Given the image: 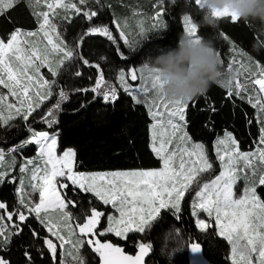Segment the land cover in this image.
Instances as JSON below:
<instances>
[{"label": "snow or ice", "instance_id": "6c2138e0", "mask_svg": "<svg viewBox=\"0 0 264 264\" xmlns=\"http://www.w3.org/2000/svg\"><path fill=\"white\" fill-rule=\"evenodd\" d=\"M171 2L175 3V0ZM192 2L199 9L203 7L201 0ZM17 3L18 0H0V15L14 10ZM165 3L166 0H160L157 5L154 27H163L160 18L166 12ZM41 5L43 7L37 11ZM28 6L35 17L36 30L15 28L7 40L0 38V88L6 90L0 94V128L10 129L20 124L25 133L24 138L14 141L12 146L0 148V185H18L11 204L0 202V264H12L7 258L9 247L23 235L25 228L29 229L32 240L41 245L37 254L41 258L47 256L49 264H88L82 255L85 250L98 255L97 264H146V258L153 252V243H135L136 254L127 255L122 247L99 237L114 234L127 241L130 234L145 233L161 221L165 210L173 213V220L180 221L182 201L192 189L194 199L190 215L194 218L195 228L201 232L211 229L218 239L226 240L230 245L232 264H264V199L257 194V187L264 186V119L260 120L262 127L254 151L241 152L231 133L225 132L223 137L217 138L214 151L220 170L212 179L201 183V177L213 169V162L204 145L191 143L186 131L185 110L193 99L168 98L163 92V78L155 69L148 70L146 64L139 72L122 69L117 79L131 101L142 104L149 93H154L161 101L163 112L159 107L155 112L150 110L155 120L151 150L163 166L159 170L79 172L75 170L73 149L57 155L58 134L52 126L57 123L55 114L68 99V93L57 86L56 77L66 63L77 57L82 67H101L93 65L83 54L88 38H106L117 45L119 58L125 61L128 57L120 51L118 42L123 40L128 45L129 40L124 31L117 37L108 26L97 24L98 10H93L88 0H28ZM60 10L65 12L63 16H60ZM69 10L73 13L71 17L67 15ZM212 14L233 24L240 21L227 8L213 10ZM58 18L69 26L76 19H83L84 31L69 41L62 35ZM182 23L186 36L199 42L202 37L189 14L182 16ZM141 36L147 39L143 33ZM221 37L228 40L234 53L247 55L229 37L224 34ZM248 59L252 60L250 56ZM222 61L225 67L233 69L234 61ZM255 68L258 71L245 68L249 74L244 77V82L236 75L225 87L228 97L235 95L243 99L244 94H248L247 102L264 116V65L255 63ZM73 74L80 77L82 72L76 70ZM148 79L150 84L142 83L139 89L129 87L131 81ZM94 83L95 87L91 89L77 91H91L106 105L118 102V87L108 85L102 71ZM54 98L55 103L39 114V122L50 130H37L32 121L45 101ZM30 145L35 146L36 156L17 162V157ZM17 170L19 175H16ZM240 180L246 184L243 194L237 196L235 186ZM33 192L37 198H33ZM68 192L75 196L90 194L104 205H110L118 215L106 216L105 212L89 207L82 218L74 220L67 209L78 204L75 199H69ZM53 210L60 213L59 218H53ZM105 217L107 227L101 231L98 225ZM30 219L37 222L39 230L29 225ZM173 231L178 235L180 230ZM41 232H44L43 237ZM188 247L194 257L202 251L198 241L190 242ZM32 252L31 249L22 252L24 264H35Z\"/></svg>", "mask_w": 264, "mask_h": 264}, {"label": "trees", "instance_id": "16d2710c", "mask_svg": "<svg viewBox=\"0 0 264 264\" xmlns=\"http://www.w3.org/2000/svg\"><path fill=\"white\" fill-rule=\"evenodd\" d=\"M89 0L88 5L104 14L107 20L118 17L119 14L132 8H143L149 11L152 5L159 0ZM166 12L162 15L163 27L150 31L148 29L143 39L135 50H124L128 57L127 61L120 59L115 54V48L106 40L100 37H90L83 46V54L90 62H97L105 68L112 64L113 71L110 72L111 79H114L118 68L126 66H143L145 59L151 55L155 57L160 49L175 48L178 40L184 36L181 17L189 14L195 23L202 19V11L194 5L192 0H166L164 5ZM157 6L151 12H153ZM143 13V11H140ZM64 24V23H63ZM35 17L32 9L28 6V0H18L14 10L0 15V38L7 40L9 34L18 27L33 29L36 27ZM85 21L76 19L69 26L64 24L63 31L69 41L84 31ZM221 34L231 39L237 48L250 56L252 62L264 65V26L259 22L247 24L243 20L233 24L227 19L217 21L215 27H198V35L204 40H210L221 59L226 63L232 57L231 45L228 40L223 39ZM99 42L98 45L90 47L91 43ZM109 45V46H108ZM119 48H123L122 45ZM167 50V49H165ZM113 51V53H112ZM100 57L101 61H97ZM107 59L110 60L109 63ZM72 62L65 67H71ZM74 66V65H72ZM82 75H72L70 79L79 81L78 89H87L93 83L96 71L87 70L83 67ZM68 72L62 71L58 82L60 87L67 89ZM113 81V80H112ZM119 91L118 102L106 105L99 98L92 97V92H68V99L63 101L61 109L56 112L57 123L52 128L58 134V151L73 149L76 153L75 170L79 172H100L119 170H144L157 169L161 166V160L152 152L150 147V123L151 118L147 108L143 104H136L123 91ZM55 103V102H54ZM53 103V104H54ZM51 105L44 106L38 110L36 119L32 121L33 127L37 130H50L46 125L39 122V114L46 112ZM215 109L214 111L212 109ZM186 113V131L192 141L203 143L210 156L211 145L214 139L229 131L238 142L242 152L253 151L257 147L260 136V123L257 121V111L248 102L233 95L227 96V89L224 86L212 85L208 91L193 98ZM25 133L21 130L20 124L10 129L0 128V148L5 145L12 146L13 142L22 140ZM36 154L34 145L23 150L19 156L24 158L33 157ZM7 194V196H4ZM257 194L264 199V186L257 187ZM69 199L77 201V207L68 210L72 213L73 219L82 218V214L89 207H95L103 212H109V206L103 205L98 199L90 194L75 196L72 192L67 193ZM190 195L185 196L182 201V219L173 220V213L165 210L163 219L157 222L145 233L130 234L127 241L108 234L102 236L101 240L110 241L120 246L126 253L133 254L136 251L135 243L140 241L153 243V252L147 258L146 264H188L187 248L190 242L198 241L203 247L205 258L211 264H231L229 259L230 245L224 239H218L211 229L207 232L198 231L194 226V219L190 215ZM0 197H5L8 203L15 199L14 185L5 183L0 186ZM111 211V210H110ZM102 219L100 225L105 224ZM31 227L36 226L34 220H29ZM39 229V227H38ZM179 229L177 235L173 230ZM172 233V235H169ZM33 250L32 255L35 264L39 263L41 245L32 240L29 229L25 228L23 235L14 240L9 247L8 259L12 264H24L23 251ZM83 257L88 264H97L98 255H92L83 251ZM44 256L42 260H46Z\"/></svg>", "mask_w": 264, "mask_h": 264}, {"label": "clouds", "instance_id": "9594fccd", "mask_svg": "<svg viewBox=\"0 0 264 264\" xmlns=\"http://www.w3.org/2000/svg\"><path fill=\"white\" fill-rule=\"evenodd\" d=\"M201 4L202 19L197 28L215 27L219 18L213 10L225 8L247 24L264 26V0H201ZM144 64L158 72L164 80V94L174 100L193 99L212 85L228 86L236 76L234 68L224 66L210 40L195 42L188 36H182L175 48L160 49L155 57L149 55Z\"/></svg>", "mask_w": 264, "mask_h": 264}, {"label": "rangeland", "instance_id": "374dc122", "mask_svg": "<svg viewBox=\"0 0 264 264\" xmlns=\"http://www.w3.org/2000/svg\"><path fill=\"white\" fill-rule=\"evenodd\" d=\"M153 1H155V0H153ZM49 2H51V0H49ZM156 6H157V4L152 5V8L149 11H145L143 8H140L143 11V13H141L140 12L141 10H139V9L132 8V10H129V11L125 12V15L119 14L118 17H116L113 21L112 20H107V17L104 14H98V16L95 18V22L97 24H101V25L108 26L110 28V30L113 32V35L114 36H117V37L119 36V33L121 31H124L126 33L127 39L129 40V44L128 45H125L124 42H123V40H120L118 42V45L119 46L122 45L123 48H119V49L123 53H124V50H128L130 52L131 50L133 51V49H135V47L138 46L139 43L143 40L142 39V36H141V33H143V35H144V33L148 29H150V31L151 30L152 31H155V30H158V29H161L162 28V27H154V25L156 24V21L154 20V16H155L156 9L153 12H151V11L154 8H156ZM90 7L93 10H95V8H93L92 6H90ZM38 10H40V9L37 8V11ZM44 10H47V9H44ZM64 14H65V12L63 10H60V16H63ZM72 15H69V16L71 17ZM160 19H161L162 24H163L162 17ZM58 22L60 23V27L62 29L63 28V25H64L63 24V21L62 20H59V18H58ZM181 22H182V17H181ZM182 25H183V23H182ZM62 35L65 36V33H64L63 29H62ZM184 36H186L185 33H184ZM96 37H98V36H96ZM100 38L106 39L104 37H100ZM109 43L115 48V51L114 52L119 57V55L117 53V45H113L111 42H109ZM98 44H99V42H93V43H91L90 47H94L95 45H98ZM230 49H231V52H232L233 55L230 58L229 62H227V63H232L234 61L233 68L236 70V75H239V78H240L241 82H244V77L248 76V74H249L247 71H245V68L249 69V71H252V72L258 71V69L255 68V62L253 63L246 56H240V55L234 53L233 50H232V47H230ZM112 53H113V51H112ZM124 55L126 56L125 53H124ZM78 60H79L78 57L75 58V59H73V61H71V62H72V65H74V66L71 65V67H67V68L64 66L63 69L60 71V74L62 73V71L68 72V75H67L68 86H67V89H65L64 87H60V84L59 83L57 84V86L60 87V88H63L67 93L68 92H74V91L78 92L77 91L78 90V85L80 84L79 81L78 80H75V79H70V77L72 75H74L73 73L76 70H79V71L83 70V67L81 66V64L78 63ZM97 61L98 62L101 61V58L98 57L97 58ZM109 62H110V60L107 59V62H105V63H109ZM91 63L93 65L99 64L97 62H91ZM241 65H243V67H241ZM84 68H86L87 70H89V69L92 70L93 69L94 71H96V74H95V77H94V81H95V79L98 78V73L100 71H102L103 72V75L105 77V82L108 85H110V86H117L118 87V90H121V91L124 92L123 87L122 86H119V81L117 79V75H118L119 71L122 70V69H125V70H127V69H136L139 72V70L142 68V66H136V67H131V66L128 67V66H126V67H123V68H118L117 69V73L115 74L114 79H111V75H110V72L113 71L112 64H110L108 67H105V68H103V67H100V68L84 67ZM144 75H145V77H147V72H145ZM58 78H59V76L56 77L57 82H58ZM94 81H93L92 84H90L88 86L87 89H91L92 87H95ZM145 82L148 83V84H150V79H148L146 81H131L129 87L130 88L134 87L136 89H139L141 87V84L142 83H145ZM5 91L6 90H3L2 88H0V94H3ZM137 94L140 95V96H145V94L142 93V92H138ZM91 95H92V97L98 98V96L95 95V94H93V93ZM244 95H245V98H243V100H245L247 102L246 96L248 94H244ZM54 102H55V98L53 100H51V101H45L44 104H46L47 106H49V105H52ZM144 105L147 107V109L149 111V114H150V110H151V112H155V111H157V108L158 107H159V110L161 112L164 111L163 107L160 106L161 105V101L155 98V94L154 93H149L148 95L145 96ZM256 111H257V121L260 123V120L261 119H264V116H262L257 109H256ZM150 117H151V123H150V127H149V130H150V137L149 138H150V147H151L152 146V125L155 123V120H154V118H153V116L151 114H150ZM261 127H262V125L260 123V129H261ZM225 132L230 133L229 131H225ZM225 132H223V134L217 136L214 139V141L212 142V145H211V153H212V156L213 157L210 156V154H209L210 151H208L207 147L203 143H201V142H195V141H192L191 140V143H200V144H203L204 147H205V150H206V152H207V154L209 156V159L213 162V169L211 170L210 173L204 174L201 177V183L204 182V181H207V180L212 179L216 174H218V172L220 170V163H219V161L216 158L215 151H214V147H215V143H216L217 138L223 137L224 134H225ZM62 154H63L62 152L58 151V147H57V155H62ZM35 156H36V154L33 157H30V158H34ZM23 160H24V157H21V156H18L17 157V162H21L22 163ZM9 162H11V161H9ZM162 166H163V163L161 161V166L159 168H157V169H144V170H159L160 168H162ZM119 171H131V170H119ZM105 172H114V171L83 172V173L93 174V173H105ZM16 175H19L18 170L16 172ZM25 182L27 183V180ZM10 184H12V183H10ZM245 184H246V181H244V180L238 181L237 185L235 186V193H236L237 196H240V195L243 194V189L245 187ZM17 186L18 185H14V190H15V187H17ZM14 193H15V191H14ZM189 194H191L190 195V206H191V203H192V201L194 199V189H192L188 193H186V195H188V197H189ZM4 196H7V194H4ZM32 196H33V198H37L36 197V194L34 192L32 193ZM0 202H7V200L5 199V197H0ZM11 203L12 202H10V204ZM105 206H109V209L111 210V211L109 210V212L106 213V216L118 215V213H116L115 210L112 209L110 205H105ZM67 211L72 216V213L68 209H67ZM100 211H102V210H100ZM51 215L55 219V218H59L60 213L58 211L53 210V212L51 213ZM34 222H36V221L34 220ZM107 223H108V221H107V219H105V224L103 226L102 225H98V228L101 231H103L107 227ZM71 226L72 225H71V222H70L69 223V227H71ZM35 227L37 229L39 227L38 224H37V222H36V226ZM106 235H108V234H106ZM106 235H104V236H106ZM112 235L115 236L114 234H112ZM43 236H44V232H41V237H43ZM101 237H99V238L101 239ZM120 239H123V238H120ZM102 241H104V240H102ZM38 259H39L38 260L39 261L38 264H49L48 257L46 258V260H42L41 256ZM229 259H230V262L232 264L231 250L229 252Z\"/></svg>", "mask_w": 264, "mask_h": 264}, {"label": "water", "instance_id": "95a60500", "mask_svg": "<svg viewBox=\"0 0 264 264\" xmlns=\"http://www.w3.org/2000/svg\"><path fill=\"white\" fill-rule=\"evenodd\" d=\"M201 245V244H200ZM201 248H202V251L197 255V256H193V254L190 252L189 250V247L187 248V260H188V264H211L204 256V253H203V247L201 245ZM125 252V251H124ZM137 252V249L136 251L133 253V254H129V253H126L127 255H135ZM148 258V257H147ZM147 258H146V261H147Z\"/></svg>", "mask_w": 264, "mask_h": 264}, {"label": "crops", "instance_id": "0c3cea01", "mask_svg": "<svg viewBox=\"0 0 264 264\" xmlns=\"http://www.w3.org/2000/svg\"><path fill=\"white\" fill-rule=\"evenodd\" d=\"M89 1V0H88ZM94 1H96V0H94ZM73 2H75V0H73ZM143 5H147L146 3H147V1L146 0H143ZM41 7H43V5L42 6H39V7H37L38 9H40ZM46 9V8H45ZM73 13H72V11L71 10H69L68 12H67V15L69 16V15H72ZM111 20L113 21L114 20V18H111ZM18 28H20V29H22V30H36V28L37 27H35L34 29L32 28V27H30V28H23V27H18ZM143 105H144V103H142ZM145 106V105H144ZM146 107V106H145ZM147 108V107H146ZM148 110V109H147ZM149 112V111H148ZM149 116H150V114H149ZM151 118V117H150ZM63 153V152H62Z\"/></svg>", "mask_w": 264, "mask_h": 264}]
</instances>
